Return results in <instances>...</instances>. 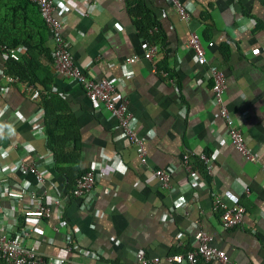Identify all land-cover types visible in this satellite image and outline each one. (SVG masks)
Segmentation results:
<instances>
[{
	"label": "crops",
	"instance_id": "1",
	"mask_svg": "<svg viewBox=\"0 0 264 264\" xmlns=\"http://www.w3.org/2000/svg\"><path fill=\"white\" fill-rule=\"evenodd\" d=\"M53 1L73 61L88 76L111 80L144 139L145 160L138 161L137 146L101 104L56 72L50 53H35L32 84L38 91L25 92L20 81L0 93V226L15 230L31 224L26 213L35 201L58 198L51 215L36 220L41 232L23 243L54 255L70 240L95 254L71 247L67 264H135L139 249L159 256L160 264H186L164 256L192 249L197 229L226 252L223 264H264V0H181L190 9L186 19L170 0ZM192 31L204 45V63L187 45ZM149 44L156 50L146 58ZM209 65L224 72L223 98L255 162L229 141L212 98ZM43 97H52L55 113L64 114L57 134L69 128L79 132L77 166L95 167L91 198L71 195L67 177L53 167ZM59 142L64 151L73 148L70 139ZM201 153L209 158V172ZM183 154L193 176L182 166ZM18 160L34 162L43 183L12 170ZM154 168L170 170L167 186L154 177ZM215 195L242 204L240 224L220 225L212 208Z\"/></svg>",
	"mask_w": 264,
	"mask_h": 264
},
{
	"label": "built area",
	"instance_id": "2",
	"mask_svg": "<svg viewBox=\"0 0 264 264\" xmlns=\"http://www.w3.org/2000/svg\"><path fill=\"white\" fill-rule=\"evenodd\" d=\"M43 19L46 28L51 38V62L54 69L61 76L73 79L80 84L87 96V98L94 102L101 104L112 117L123 137L137 146V157L141 163L145 160L144 139L135 131L133 115L127 110L126 103L118 99L114 94L113 84L109 78L100 77L93 78L88 76L82 67L77 65L68 50V44L61 35V21L53 15V0H32ZM180 18L186 19L189 16V7L181 0H170ZM212 41H206L210 45ZM187 45L193 51L194 57L198 63L205 62L204 45L201 42L196 31H192L188 37ZM156 50L154 44H149L143 53L146 58H151ZM25 52L23 45L11 46L3 48L0 53L3 59L7 57L18 58ZM223 70L209 65L208 75L211 78V92L214 103H216L219 115L223 118L224 125L229 135V141L232 146L241 153V155L251 162L256 161V154L252 152L244 141V135L240 126L230 116L225 99L223 98V91L225 89V81ZM17 76L4 72L3 67L0 69V93L4 92L7 84L12 82H20ZM23 90L27 93H36L37 87L30 82H23ZM48 156H51L49 151ZM200 159L204 163V168L209 172L210 163L209 158L201 153ZM187 154L182 155V166L191 175H194L190 165L188 164ZM11 169L21 174L31 173L37 183H43L44 175L42 171L38 170L34 162H26L18 160L11 164ZM261 171L264 175V161L261 163ZM95 167L93 165L84 168L78 176L74 179L73 186L70 188V194L73 196L82 197L84 199L91 198L93 190ZM154 177L159 180L163 186L168 185L170 170L168 168H154ZM245 192L247 190L245 189ZM29 196L33 195L29 191ZM230 196L215 195L213 197L212 208L218 210V220L223 227H232L242 222L244 207L238 200L230 199ZM228 200H230L228 202ZM58 204V198H51L43 203L41 200L34 202L33 206L27 211L26 219L31 224L24 223L20 228L12 230L5 226H0V264H67L69 250L71 247L76 249L81 254L95 255L93 252L87 251L85 248L77 247L75 243L67 240L64 247L57 250L56 254L41 255L36 250L27 247L23 243V239L27 238L32 232H41L40 228L35 224L39 218H47L51 215V207ZM8 214L5 210L3 214ZM1 221V220H0ZM195 239V246L192 249L186 250L184 253L167 254L164 258L167 261L174 263L198 264V261L204 262H219L226 263L228 256L226 252L211 243V236L201 229H197L193 235ZM160 258L157 255H147L142 250H137L134 253L135 264H160Z\"/></svg>",
	"mask_w": 264,
	"mask_h": 264
},
{
	"label": "trees",
	"instance_id": "3",
	"mask_svg": "<svg viewBox=\"0 0 264 264\" xmlns=\"http://www.w3.org/2000/svg\"><path fill=\"white\" fill-rule=\"evenodd\" d=\"M138 28L143 31L144 26L136 21ZM48 38L46 25L41 18L36 4L32 0H0V53L3 48L23 45L25 52L18 58L7 57L3 59V71L17 76L24 82L36 83L37 60L35 53H45L47 56L51 49L47 47ZM52 97H43V119L48 132V145L52 152L53 167L67 177V187L71 188L74 179L83 169L77 166L79 132L74 129L59 131L63 126L64 114L55 113ZM58 130V131H56ZM73 130V131H72ZM70 139L72 147L64 151L62 139ZM60 143V144H59Z\"/></svg>",
	"mask_w": 264,
	"mask_h": 264
}]
</instances>
